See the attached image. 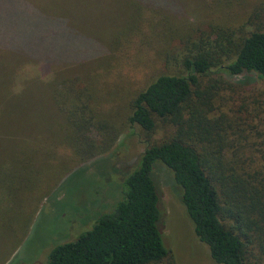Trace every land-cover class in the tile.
I'll return each instance as SVG.
<instances>
[{
    "label": "trees",
    "instance_id": "trees-1",
    "mask_svg": "<svg viewBox=\"0 0 264 264\" xmlns=\"http://www.w3.org/2000/svg\"><path fill=\"white\" fill-rule=\"evenodd\" d=\"M126 4L92 61H21L0 48L10 66L0 69V264L60 181L135 127L145 147L122 199L54 246L45 264H177L165 245L156 161L181 188L215 262L264 264V0ZM35 65L52 76L19 78ZM248 73L257 85L228 78ZM33 81L41 86H26Z\"/></svg>",
    "mask_w": 264,
    "mask_h": 264
},
{
    "label": "rangeland",
    "instance_id": "rangeland-1",
    "mask_svg": "<svg viewBox=\"0 0 264 264\" xmlns=\"http://www.w3.org/2000/svg\"><path fill=\"white\" fill-rule=\"evenodd\" d=\"M127 10L126 0H0V48L21 61L89 62L106 53L105 43L116 25L123 24ZM4 68L9 70V64L1 63L0 69ZM35 75L49 79L52 72L44 65L26 66L19 78ZM228 78L248 86L259 82L254 73ZM26 86L41 85L33 81ZM163 127L155 138L163 136ZM144 147L137 128H126L107 152L66 175L42 201L27 236L4 264H45L54 246L92 228L122 199L124 180L138 166ZM151 175L161 192L165 245L173 249L177 264H219L196 237L171 171L156 161Z\"/></svg>",
    "mask_w": 264,
    "mask_h": 264
}]
</instances>
